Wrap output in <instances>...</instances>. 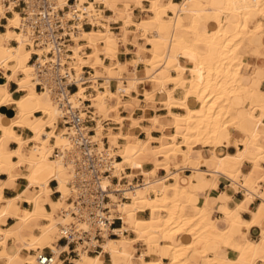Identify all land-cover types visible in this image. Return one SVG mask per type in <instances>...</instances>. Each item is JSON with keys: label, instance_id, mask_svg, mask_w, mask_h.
Here are the masks:
<instances>
[{"label": "bare ground", "instance_id": "1", "mask_svg": "<svg viewBox=\"0 0 264 264\" xmlns=\"http://www.w3.org/2000/svg\"><path fill=\"white\" fill-rule=\"evenodd\" d=\"M59 2L63 5L65 0ZM143 2H147L149 7L145 8ZM93 4L86 7L85 11L96 20L99 28L84 30L75 37L71 46L72 53L64 62L66 67L58 72L64 75L72 72L73 77L78 80V89L70 96L74 108H81L83 101L90 102L94 121L92 139L103 145L102 139L106 138L109 153L120 157L114 166L113 175L119 180L127 179L129 183L132 178H143L141 184L126 190V201L117 203V197L110 196L115 203L112 208L113 216H120L123 222L119 234L129 230L135 235V239L132 241L121 237L120 241H111L105 238L102 243L104 251L113 259L115 253H122V244L143 241L145 245L158 249L162 256L170 257L168 264H184L192 250L199 253L194 252L191 257L198 260L199 254L202 255L203 264H222L221 259L208 256L206 251L209 244H215L217 247L231 249L238 264H264V236L258 243L248 239L240 243L234 239L233 231L243 224L237 211L224 212L228 223L226 230H219L206 222L209 214L206 206L194 208L192 214L187 213L195 187L182 184L179 174L182 169L196 165L192 152L197 147H210L209 155L212 158L215 148L222 143L221 132L226 128L233 132L243 131L251 145H257L264 137V92L257 89L260 83L258 81L252 80L249 86L243 83L242 74L243 68L251 67V63L244 59L248 56L245 53L248 44L254 45L258 59L264 57V24H261L264 19V0H181L179 3L172 0H94ZM132 5L141 9L142 13H151L152 16L135 24L132 21ZM109 13L110 15H105ZM2 17L5 16L0 13V18ZM18 22L19 16L14 12L5 26L6 32L0 34V68L12 71V76L7 77V80L17 73L22 74L16 83L18 91L25 94L13 98L7 85H0V106L14 104L17 108V117L14 120L4 122V119H0V158L5 157L4 146L10 141L18 143L19 149L9 153L16 156L18 161L8 163L7 167L11 171L13 167L25 164L28 173L23 175L26 184L16 197L3 199L0 187V222L11 217L17 220L19 228L30 231L38 216L42 215L48 221L46 225L39 227V235L30 236V241L20 236L19 239L27 251L50 245L55 234L58 242V225H66L71 221L64 209L67 207L66 199L69 194L67 183L73 174V168L68 166L70 161L65 160L62 153L70 150L73 156H77V153L73 144L63 136L66 130L58 126L62 114L56 100L47 91H35V64L29 61L32 53L41 55L43 52L27 48L25 35L12 30L18 26ZM120 22L121 35H117L112 32L111 25ZM130 27L142 32L141 40L144 44L133 43L135 58L121 63L119 47L129 41L127 29ZM11 40H15L17 45L11 46ZM85 47L91 49L88 56L82 55ZM86 50L85 48L83 51L87 52ZM99 56H103L110 64H97ZM37 63L45 65L46 59L39 58ZM139 64L143 65L141 72H138ZM84 68L90 69V73L83 78ZM91 69L95 71L94 75H91ZM98 69L104 71V76L100 75ZM54 75L55 72L50 70L44 78L53 79ZM84 83L88 85L84 86ZM111 84L114 85L115 92L111 90ZM168 85L173 87L169 89ZM139 87L143 90L147 108L155 95L162 98L159 103L164 107L168 120L156 116L146 120L136 117L138 111L145 112L135 104ZM177 89L184 90L182 97L178 99L173 95ZM252 97L257 99L258 114H255L256 108L252 103L244 106V102ZM111 99L115 101L114 105L109 103ZM172 109L183 113L174 114ZM123 110L128 114L126 117L122 114ZM36 112L41 113L42 117L34 118L28 123L22 120ZM143 121L151 124L145 131V140L135 135L143 130ZM155 127L162 132V137L158 139L151 137V130ZM17 128L26 129L27 133L32 134L33 147L29 157L21 154L24 142L15 134ZM46 128H49L48 131ZM171 130L174 132L171 133ZM51 139L55 140L53 147L49 145ZM178 148L182 150H177ZM244 153L214 156L213 170L202 171L195 167L192 177L198 182L203 181L206 175H210L213 181L221 178L233 180L245 159ZM160 158H165L164 163H161ZM150 165L153 167L148 169ZM254 166L258 173L262 171L261 182L264 183L261 163L256 161ZM127 170H130L129 174L126 173ZM160 172H164L165 177L158 178L157 174ZM252 175L242 185L246 194L239 210L248 209L247 203L254 196L264 199V190L258 186L252 187ZM50 181L57 183L55 191L60 197L55 202L48 197ZM167 181L170 182L166 183ZM232 187L238 188L235 183H232ZM34 189L35 196H23ZM23 200L29 204V209L20 207ZM263 202L254 212L252 223L244 224L247 227H263L264 232ZM45 204L51 208L50 213L46 211L48 214H44ZM146 211L149 212V218L142 217ZM7 231L0 230L3 240L9 234L15 236V232ZM165 236L180 241L187 237L188 243L167 242ZM1 244L4 245V242ZM39 250L42 249L35 251ZM53 251L55 259L51 264H56L57 247ZM34 252L32 258L23 259L21 250L14 249L10 252L5 248L0 262L15 264L17 259L22 258L26 264H36ZM85 259L86 254H81L77 264H84ZM230 262L226 264H232ZM92 264H95L94 261ZM110 264L117 263L112 260ZM150 264L162 262L158 259Z\"/></svg>", "mask_w": 264, "mask_h": 264}, {"label": "crops", "instance_id": "2", "mask_svg": "<svg viewBox=\"0 0 264 264\" xmlns=\"http://www.w3.org/2000/svg\"><path fill=\"white\" fill-rule=\"evenodd\" d=\"M174 3H179L181 0H172ZM144 7H148L147 2H143ZM134 8V13L132 14V17L134 16L135 21L139 20L140 17L146 16V17H151L149 14L151 13H142L141 9ZM107 12V11H106ZM105 15H110L105 14ZM3 18V17H2ZM12 17H7L6 20H0V34H3L6 32V27L8 25V19ZM1 19V18H0ZM140 21V20H139ZM137 21V22H139ZM264 24V19H262L261 24ZM118 24L116 27H112V25ZM262 24V25H263ZM111 25L112 30L117 29L118 32L116 33L117 35H121V30L120 27L122 26L121 22L120 23H114ZM121 25V26H120ZM264 27V25H263ZM13 30V29H12ZM14 31V30H13ZM128 31V40L125 44H121L119 47V60L121 63L123 62H130L135 58L134 55V45L133 43H137L139 45H143L144 42L139 38H135L133 35L134 28L130 27L127 29ZM137 30L135 34L138 32ZM15 32V31H14ZM141 32V31H139ZM17 33V32H15ZM140 34V33H138ZM137 34V35H138ZM138 37V36H137ZM15 40L10 41L11 46H16L17 43ZM84 42V41H83ZM84 44V43H83ZM148 47V46H147ZM87 49V52H84V49ZM82 50V55L83 56H88L91 54V49L88 47H85ZM150 48V47H149ZM253 48V49H252ZM250 52V53H249ZM245 53L248 56H245L244 59L246 62L251 63L252 72L251 69H242V74L244 76V82L246 85H251L252 80L260 82L257 85V89L260 92H264V57H259L258 59L257 56V51L254 47V45H249L246 48ZM31 59L29 63H31ZM105 60V61H104ZM97 64L104 63L103 65L108 66L110 62L106 59H104L103 56H99L97 59ZM9 65H12V63H9ZM131 67V65H129ZM129 67V68H130ZM139 69L138 72L142 71L143 65L139 64ZM258 67V68H257ZM132 68V67H131ZM130 68V69H131ZM257 68V69H256ZM129 69V71H130ZM92 70V69H91ZM93 73L91 75H94L95 71L92 70ZM102 70L98 69V72H101ZM174 74V73H173ZM12 76V71L10 69H3L0 68V85H7V89L9 93L13 96V98H18L20 96H23L25 92L23 91H18V86L16 81L19 80L22 77V74L17 73L13 78L10 80H7V77ZM252 77V78H251ZM262 81V82H261ZM101 82V81H100ZM169 89L173 87V85H168L167 86ZM112 91H115L114 87H111ZM147 90H150L149 87H147ZM152 90V89H151ZM36 92L38 89L36 88ZM142 88H138V96L136 99L141 102V106H145L144 108H140L137 106L136 102V107L138 109H142L143 111L145 110L144 113H140L138 111L136 113V117L143 115L144 120H146L149 117H159L162 118L163 120H168L165 115L167 114L166 111L164 110V107L159 103L162 101V98L159 97L158 95H155L153 97L152 103L149 104L148 108L147 105L144 101V96L142 95ZM174 97L175 98H181L183 95V91L181 89H177L174 91ZM255 98V99H254ZM113 99L110 100V104L112 103ZM115 102V101H114ZM155 102V103H153ZM242 102V101H240ZM246 102V101H245ZM244 106L248 105L249 103H252L254 107L256 108L257 104V99L256 97H252L251 100L247 101V104ZM115 104V103H114ZM113 104V105H114ZM112 105V104H111ZM175 114H181L182 112L178 109H172L171 110ZM259 110L256 108L255 114H258ZM124 116L127 115L126 112L122 113ZM35 115V117H34ZM17 117V108L14 104L11 105H1L0 106V119H4V122L6 121H12ZM42 117L41 113H34L32 116H27L24 117L22 120L25 123H28L34 118H40ZM140 119V120H142ZM27 120V121H26ZM150 123L149 122H141V127L143 128L142 131L136 132L135 135L142 139L145 140L146 134L145 131L150 128ZM61 127L60 125H58ZM49 128H46V130ZM48 131V130H47ZM15 134L21 137L22 142L24 144L21 147V154L25 157L30 156L31 148L33 147V142L31 141L32 139V134L27 133L26 129L23 128H17L15 129ZM222 136V143L218 145L215 148V157H223V155L229 154H235V153H244V160L241 163L239 173L236 175V177L231 180V179H217L215 181L212 180V177L210 175H206V177L203 179V181L198 182L196 179L192 177V174L194 175V169L197 167L198 169H201L202 171H208V170H213L214 166V159L213 157L210 158L212 155H209V149L210 147L207 148H195L192 152V157H193V162L196 165H193L194 167H188L186 169H182V172H179L180 174V182L184 184L186 187L190 185H193L195 187V192L192 198L189 200V207L187 209L188 214L193 213V209L197 207H202L206 206L209 210V214L207 217L206 222L211 225L215 226L219 230H226L228 228V223L226 221V216L224 212H233L237 211V215L240 219L241 223H252L254 220V212H256L257 207L264 201V199H260L254 196V198L251 199L250 202L247 203L248 209L246 210H239L240 203L245 200V194L246 190L245 188L242 187V185L245 183V179L249 177L251 174H253V184L252 187H259L262 191L264 190V183L261 182V177H263V174L255 169L254 162L258 161L261 163V169L264 171V137H262L257 145H251L250 144V139L246 136V134L243 131H237L233 132L231 129H225L221 132ZM151 137L158 139L162 137V132L158 127H155L151 130ZM122 142V141H120ZM55 144V140L51 139L49 142V145L52 147ZM248 144V145H247ZM156 145V144H154ZM247 146L245 149L244 146ZM259 146V147H258ZM28 147V148H27ZM258 147V148H257ZM261 148L262 151L259 149ZM19 149V144L13 141H10L6 146H4V151L5 157L0 158V187H2V197L3 199H12L16 197L19 192L22 190V188L25 186L26 181L23 179V175H26L28 173V167L25 164H21L18 167H13L11 171L8 170V163H16L18 159H16V156H11L9 153H12ZM238 150V151H237ZM9 155V156H8ZM202 159V160H200ZM200 160V161H199ZM208 160V161H207ZM250 160V161H249ZM199 161V162H197ZM199 164V166H198ZM150 167V166H148ZM151 169V168H148ZM253 172V173H252ZM126 173H130V170H127ZM184 173V174H181ZM258 174V175H257ZM209 177V178H208ZM141 177H136L135 179L132 178L133 183H138ZM190 178V179H188ZM208 178V179H207ZM207 179V180H206ZM143 182V178H141ZM208 181V182H207ZM191 183V184H190ZM232 183H235L238 188L233 189ZM257 184V185H256ZM56 183L55 181H50L48 184V190H49V200L52 202H55L58 200L59 193L55 191L56 189ZM203 187V188H202ZM214 187V188H213ZM36 189L32 190L29 193H25L23 196L25 198H30L35 196ZM264 203V202H263ZM2 204V203H1ZM0 204V205H1ZM21 208L24 209H29L30 206L29 204L23 200L20 204ZM44 214H48L47 212H51V208L48 204L44 205ZM47 211V212H46ZM120 214V213H119ZM119 216V215H118ZM120 217V216H119ZM116 217L117 220L114 222V225L112 226V229L116 230V236H111L109 239L111 241H120L121 237H125L127 240H132L135 239V235L129 231L126 230L122 233V235L119 234V231L123 227V222L122 219ZM143 218H149V212L146 211L144 214H142ZM48 223V221L45 220V218L41 215V217L38 216V220L35 223H32V230H24L21 227L19 228L17 226V220L13 219L11 217H7L4 219V221L0 222V230L6 232H15L14 235H7V239L5 240L2 239L0 235V257L2 256L3 250L6 248L8 251L13 252L15 250H21L22 251V256L27 257V258H32L33 257V252L37 249H44L43 251L45 253L49 252V249L51 248L52 250H56V247L58 249L57 257H56V264H77V262L80 260L81 257H78L75 252L73 251L72 246H65L64 242H56L57 241V236L56 234L53 235V242L50 245H44L42 247H36V248H31L27 251L24 249V244L23 242L19 239L20 236H24L27 241H30V236L34 235L37 236L40 233H38L39 227L44 226ZM41 224V225H40ZM241 224L238 226V230L233 231L234 239L240 243H243L246 239L253 241L254 243H258L262 237L264 236L263 232V227L260 228V226L257 225H251L250 227L245 226ZM264 224V221L262 222ZM37 231V233H35ZM245 231V232H243ZM167 242L173 241L176 242L177 244H187L188 243V238L183 237L180 240L174 239L168 236H165L164 238ZM4 242V245L1 243ZM53 244L55 246H53ZM7 246V247H6ZM103 247V245H102ZM129 247V248H128ZM122 253H115L112 256L104 251V247L102 250H98L96 254H86V259L84 264H92L94 261L95 264H110L112 260H114L117 264H150L153 262H156L158 259L161 260L162 264H168L170 262V257L168 256H162L160 254V251L153 247L152 245L148 246L145 245L143 241H136L131 244H122ZM206 251L208 253V256L210 257H218L219 259L222 260V264H226L227 262L232 263V264H238L236 260V256L231 254L232 250L229 248L221 247L215 245V244H209L206 247ZM194 252L199 253V251H191L189 255L187 256V261L189 264H203V259L201 258L202 255L199 254L198 260L193 259L191 256ZM131 253V254H128ZM154 253V254H153ZM157 253V254H156ZM156 256V258H155ZM190 258V259H189ZM225 258V259H224ZM228 260V261H227ZM20 261V262H19ZM26 264L23 259H17L15 261V264ZM2 264V262H0ZM255 264H261L259 262H256Z\"/></svg>", "mask_w": 264, "mask_h": 264}, {"label": "built area", "instance_id": "3", "mask_svg": "<svg viewBox=\"0 0 264 264\" xmlns=\"http://www.w3.org/2000/svg\"><path fill=\"white\" fill-rule=\"evenodd\" d=\"M59 1L0 0V13L5 16L0 20L7 21L6 17L17 13L18 26L12 29L25 35L27 48L43 52L41 55H31V63L35 64V87L40 92H49L56 100L62 114L59 125L66 130L63 136L73 144L77 153V156H73L72 150L62 153L65 160L70 161L68 166L73 168L67 183L69 195L64 209L71 221L66 225H58V242L72 246L75 254L81 257L83 253L96 254L102 250L105 238L116 236V230L112 229L117 220L112 213L115 203L110 196L117 197V203L124 202L127 200L124 195L126 190H131L136 183L132 180L129 183L127 179L119 180L113 175L114 166L120 157L109 153L106 138L102 139L103 145L92 139L94 121L90 102L83 101L81 108H74L70 96L77 91L78 80L72 72L65 75L58 72L66 67L64 62L72 53L75 37L84 30L99 28L96 20L85 11L94 0H65L63 5ZM39 58L46 59V64L37 63ZM50 70L55 75L53 79L47 80L44 77ZM89 71L84 68L82 77H88ZM83 85L87 86L88 83ZM43 250L34 252L35 263L54 262L55 252L49 249L45 253Z\"/></svg>", "mask_w": 264, "mask_h": 264}, {"label": "rangeland", "instance_id": "4", "mask_svg": "<svg viewBox=\"0 0 264 264\" xmlns=\"http://www.w3.org/2000/svg\"><path fill=\"white\" fill-rule=\"evenodd\" d=\"M144 6V5H143ZM148 7H149V4H148ZM147 7V8H148ZM102 8V7H101ZM146 8V7H145ZM132 9H134L133 8V5H132ZM101 10V9H100ZM133 13H134V10H133ZM147 14V13H146ZM149 16H152V14H149ZM133 19H134V16L132 17ZM143 18H150V17H146V16H143V17H140V21L139 20H137V21H139V22H137V21H135V20H133L132 19V21L135 23V24H139L140 22H141V19H143ZM116 26H118V24H115V25H112V27L114 28V27H116ZM134 28V31L132 32L133 33V35H134V37L135 38H139L140 39V36L142 35V32H137L136 34H135V32L137 31V29L135 28V27H133ZM112 32L113 33H117L118 32V30L117 29H114V30H112ZM138 33H140V34H138ZM137 34H138V37H137ZM140 35V36H139ZM144 42V41H143ZM135 43V42H134ZM150 46H148V48H149ZM100 73V75H103L104 76V71L102 70L101 72H99ZM125 77L127 76V75H124ZM111 87H114V85L113 84H111ZM114 89H115V87H114ZM116 91V90H115ZM115 91H113V92H115ZM183 92H184V90H182ZM142 95H143V92H142ZM138 96V95H137ZM126 99H128V98H126ZM136 103H137V106L138 107H140V108H144L143 106H141L140 104V102H139V100L138 99H136V101H135ZM115 102H114V100L112 101V105L114 104ZM245 104H247V101L245 102ZM123 112H126V111H122V113ZM182 112V111H181ZM127 113V112H126ZM183 113V112H182ZM181 113V114H182ZM175 114V113H174ZM128 115V114H127ZM126 115V116H127ZM125 116V117H126ZM142 119L143 118V115H140V116H138V119ZM107 127H109V126H107ZM106 127V128H107ZM226 129H229V128H226ZM174 131L173 130H171V133H173ZM180 140L178 139L177 140V142H179ZM28 148V147H27ZM177 150H182V148L180 149V148H178ZM160 161H161V163H164V161L163 160H165V158H160L159 159ZM153 167V165H150V167H148V168H152ZM183 171V170H182ZM182 171H180V172H182ZM181 174H184V173H181ZM165 173L164 172H160L159 174H157V176H158V178H161V177H165ZM170 181H167L166 183H169ZM139 184H141L142 183V180H141V178H140V180H139V182H138ZM137 184V183H136ZM69 195V194H68ZM151 196L153 197V194H151ZM35 233H37V231H35ZM53 246H55L54 244H53ZM23 259H25V257H23ZM27 263V262H26ZM184 264H188V261L187 260H185V263Z\"/></svg>", "mask_w": 264, "mask_h": 264}]
</instances>
